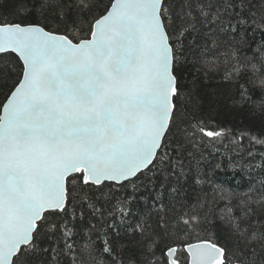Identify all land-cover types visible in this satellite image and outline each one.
I'll return each mask as SVG.
<instances>
[{"label":"snow or ice","instance_id":"obj_1","mask_svg":"<svg viewBox=\"0 0 264 264\" xmlns=\"http://www.w3.org/2000/svg\"><path fill=\"white\" fill-rule=\"evenodd\" d=\"M0 264H264V0H0Z\"/></svg>","mask_w":264,"mask_h":264},{"label":"trees","instance_id":"obj_2","mask_svg":"<svg viewBox=\"0 0 264 264\" xmlns=\"http://www.w3.org/2000/svg\"><path fill=\"white\" fill-rule=\"evenodd\" d=\"M219 121L221 123H227L230 119L232 120L233 123H235V118L234 116L233 117H230L226 112L222 111L221 112V115L218 117ZM223 175V174H221ZM237 179H240V177L238 176Z\"/></svg>","mask_w":264,"mask_h":264}]
</instances>
